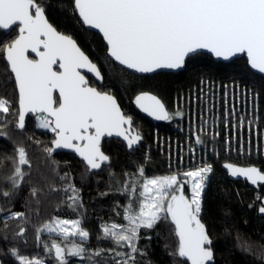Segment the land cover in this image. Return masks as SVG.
<instances>
[{
    "label": "trees",
    "instance_id": "16d2710c",
    "mask_svg": "<svg viewBox=\"0 0 264 264\" xmlns=\"http://www.w3.org/2000/svg\"><path fill=\"white\" fill-rule=\"evenodd\" d=\"M33 1L97 65L102 83L87 76L88 83L116 98L140 141L128 151L119 140H103L110 163L96 170L71 153L50 155L55 130L47 116L28 114L24 128L16 126L17 92L3 52L17 26L0 30V264H187L166 202L149 225L129 220L138 215L146 178L196 169L207 172L197 212L207 264H264V216L257 214L264 186L232 181L221 167L229 161L264 173V77L244 56L220 62L200 52L179 72L135 74L109 59L100 36L77 16L74 0ZM140 91L164 103L166 121L152 122L134 109ZM55 218L79 221L87 239L39 233Z\"/></svg>",
    "mask_w": 264,
    "mask_h": 264
},
{
    "label": "water",
    "instance_id": "95a60500",
    "mask_svg": "<svg viewBox=\"0 0 264 264\" xmlns=\"http://www.w3.org/2000/svg\"><path fill=\"white\" fill-rule=\"evenodd\" d=\"M74 8L84 27L100 36L109 59L129 72H179L200 52L220 62L244 56L264 77V0H74ZM15 26L3 57L15 83L19 129L28 114L47 116L55 130L49 154L71 153L91 170L110 163L103 140H119L128 151L139 146L133 119L112 94L88 83L87 76L101 84L102 75L73 38L57 31L33 0H0V30ZM133 105L152 122L169 118L149 91L135 94ZM221 167L232 181L264 186L255 165L225 161ZM167 204L181 256L187 264H207L204 228L192 222L183 196ZM257 214L264 216V195Z\"/></svg>",
    "mask_w": 264,
    "mask_h": 264
},
{
    "label": "rangeland",
    "instance_id": "374dc122",
    "mask_svg": "<svg viewBox=\"0 0 264 264\" xmlns=\"http://www.w3.org/2000/svg\"><path fill=\"white\" fill-rule=\"evenodd\" d=\"M42 115V114H40ZM23 155L20 153L18 163L23 162ZM19 164L16 171H19ZM207 172L203 169H196L187 172L181 176H154L146 178L142 186L141 203L138 215L130 218L132 225H149L158 215L164 211L165 202L168 194L172 190L186 187L189 213L194 224H200L197 218V212L200 207L201 193L203 189V180ZM41 234L58 236L60 238L73 237L80 240H86L87 235L79 227V221L67 218H55L45 224L39 231ZM206 257L210 258V251L204 248ZM39 261L32 259H22L21 264H38Z\"/></svg>",
    "mask_w": 264,
    "mask_h": 264
},
{
    "label": "flooded vegetation",
    "instance_id": "af4514ba",
    "mask_svg": "<svg viewBox=\"0 0 264 264\" xmlns=\"http://www.w3.org/2000/svg\"><path fill=\"white\" fill-rule=\"evenodd\" d=\"M179 194H181L182 196H183V198H184V200L186 201V199H187V193L184 191V189L183 190H181V189H177V190H172L169 194H168V196H167V199H166V207H167V213H168V211H169V206H168V204H167V201H168V199H170V203L173 201V199L177 196V195H179ZM187 204V203H186ZM187 206H188V204H187ZM188 209H189V206H188ZM168 216V215H167Z\"/></svg>",
    "mask_w": 264,
    "mask_h": 264
},
{
    "label": "bare ground",
    "instance_id": "6f19581e",
    "mask_svg": "<svg viewBox=\"0 0 264 264\" xmlns=\"http://www.w3.org/2000/svg\"><path fill=\"white\" fill-rule=\"evenodd\" d=\"M179 241V240H178Z\"/></svg>",
    "mask_w": 264,
    "mask_h": 264
}]
</instances>
